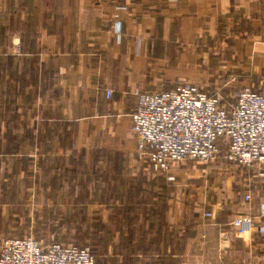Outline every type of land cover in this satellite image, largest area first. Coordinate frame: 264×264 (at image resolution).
<instances>
[{
    "label": "crops",
    "instance_id": "crops-1",
    "mask_svg": "<svg viewBox=\"0 0 264 264\" xmlns=\"http://www.w3.org/2000/svg\"><path fill=\"white\" fill-rule=\"evenodd\" d=\"M223 68L230 89L264 88V0H0V239L20 237L18 206L53 192L44 183L57 164L71 168L78 153L86 160L105 149L118 156V172L124 158L144 186L162 177L155 189L170 195L167 221L187 238L179 264H264V233L230 226L249 206L258 215L264 177L235 165L223 180L190 170L196 179L181 192L185 161L160 175L131 161L138 92L183 84L211 91ZM64 186L83 194L75 182ZM98 188L81 211H95L107 227L113 209Z\"/></svg>",
    "mask_w": 264,
    "mask_h": 264
},
{
    "label": "built area",
    "instance_id": "built-area-1",
    "mask_svg": "<svg viewBox=\"0 0 264 264\" xmlns=\"http://www.w3.org/2000/svg\"><path fill=\"white\" fill-rule=\"evenodd\" d=\"M112 93L106 90L107 97ZM132 131L138 156L156 173L167 172L173 162L207 163L224 157L237 167H256L257 175L264 177V94L250 88L232 99L196 84L138 92ZM252 197L245 194V202L250 205ZM258 210L256 216L249 206L230 226L240 234L264 233V190ZM0 264H96V259L88 246L44 243L33 236L2 237Z\"/></svg>",
    "mask_w": 264,
    "mask_h": 264
},
{
    "label": "trees",
    "instance_id": "trees-1",
    "mask_svg": "<svg viewBox=\"0 0 264 264\" xmlns=\"http://www.w3.org/2000/svg\"><path fill=\"white\" fill-rule=\"evenodd\" d=\"M19 80L23 82L21 79ZM252 90L264 94L259 91L261 90L260 86H255ZM95 152L93 151L92 154L94 155ZM97 154L98 161L108 164V169L100 173L98 167L95 169L92 167L90 177L77 184L83 193L77 200L78 204L76 203L77 205H74L71 211L65 213V215H60V218L63 219L60 220L54 217L55 224L58 223L59 226L58 224L57 226H53L55 224L49 225L46 228L47 234L55 235L60 228V224L64 221H70L73 224L79 220L78 216L82 212L79 206L87 202L91 188L90 183L94 181L96 183L95 188L99 187L98 189H101L102 186L105 188L103 200L113 209L112 223L108 225L109 227H106L103 219L96 217L99 232L94 237L89 232H84V230H79L78 234L74 236H69L70 232H58L57 234L61 238L58 237L54 241L78 245L64 241L68 237L82 241L83 236L87 235L93 242L92 251L96 256V264H179L184 255L187 238L184 235L179 236L176 233V226L167 221V213L171 207L170 195L164 197L155 189L156 185H161L162 177L157 175L144 186L142 174L139 177L131 176L124 158H122L121 170L118 172L115 157L105 152H100V154L97 152ZM83 163L82 158L77 162L71 160V168L57 164L56 168L58 170L52 180L54 179L60 184L53 186L51 190L55 191L63 188L65 179L71 181V172H82L81 174L88 176L89 171L85 170L88 167L78 168ZM98 173L99 175L96 177L95 175ZM99 182H101L100 186H98ZM165 189L164 186L160 191ZM121 197H123L124 206L118 209L116 202ZM51 219V215L46 216L45 221L41 220L40 224H44ZM109 246L112 247V253H110Z\"/></svg>",
    "mask_w": 264,
    "mask_h": 264
},
{
    "label": "rangeland",
    "instance_id": "rangeland-1",
    "mask_svg": "<svg viewBox=\"0 0 264 264\" xmlns=\"http://www.w3.org/2000/svg\"><path fill=\"white\" fill-rule=\"evenodd\" d=\"M214 79L216 84L214 85V89L211 90V93H216L219 92L223 95H228L230 99L234 98L242 89L245 88H232L230 89V87L228 86V84H226V79H228V76H226V70L225 68L219 70V72L216 73V75H214ZM236 80V79H235ZM226 84V85H225ZM203 85V84H202ZM251 85H249L250 87ZM264 86V85H262ZM246 87V88H249ZM250 89H253L252 87H250ZM261 92L264 93V88L262 87L261 90H259ZM44 147V143L41 144V148ZM93 151H96L95 154L93 155ZM59 152H61V155H65L64 151L59 150ZM97 152L100 154V152H105L108 155H111L113 157L116 158V161L118 159V156L108 152L107 150H92L90 152V155L88 156V159L85 160V156H83L81 153H78V160L83 158L84 163L81 164V166H79L78 168H82V166H88L87 169H85L86 171H89L87 174H91V171L93 169H95L96 167H98V169L100 170L101 173V169L104 168V164L102 161H98V157H97ZM102 154V153H101ZM104 155V154H103ZM64 158V157H63ZM36 159H38V155L36 154ZM88 160V161H87ZM131 161L133 163V166L136 167V169L139 168H148V170H150L151 166L150 164L141 159L138 156L137 150H135V152L133 153V155L131 156ZM222 161V162H221ZM64 162V161H63ZM62 162V163H63ZM65 164V163H63ZM230 167V166H234L231 162H229L228 160H226L224 157L221 158H217L214 161H210V162H201V161H194V160H187L185 161V163H181V172L183 175H181L182 181H181V192H185V190H189V188L187 187V182H191V180L196 179L195 177H191L192 176V172H190V170H196V169H202V168H208L207 171V178H209L212 173L217 172V177H221V179L223 180L225 178V167ZM93 167V169H92ZM133 168V167H132ZM92 169V170H91ZM106 169V168H105ZM79 170V169H78ZM81 170V169H80ZM189 170V171H186ZM103 171V170H102ZM252 171H254L256 174H259L260 171L258 170V168L254 167L252 168ZM39 173V172H38ZM36 173V178L35 179H39V174ZM42 174H44L43 172H41ZM55 173V174H54ZM82 173V172H81ZM80 172H71L70 176H73V179L71 178V181L69 179H65L68 181V183L71 182H75V183H79V180H86V174H81ZM58 174V172H57ZM48 175V174H47ZM53 175H56V172H53ZM99 175L96 174L95 176L97 177ZM215 175V174H212ZM45 176V175H44ZM90 177V175H89ZM46 178V177H45ZM45 178L43 177V179L45 180ZM50 176L48 175L47 182L44 183V180L42 181V183L46 184V186H58L60 183L58 181H55L54 179L52 181L49 180ZM88 178V176H87ZM172 181V180H171ZM49 182V184H48ZM65 182V181H64ZM64 182H63V188L60 189H56L53 192H46V191H41L40 196H36V198L34 199V197L31 198V200H27L28 203H22L20 204L19 207V214L18 216L20 217L19 220L22 224V227L24 228H18L16 229V232H20L21 234H17V236L23 237V236H33L38 240H43L44 243L49 242L51 240H57V238L59 237V235L57 234L58 232L60 233H65V232H70L69 236H74L76 234H78L77 232H79V230H84V232H89L91 234L92 237H94V235L98 234L99 232V227L96 225L97 221H96V212H92V210L86 209L84 208V210L82 211L83 213H80L78 218L79 220L76 221V223L74 222L73 224H71L70 221H64L62 224H60V228L58 229V232L54 234H47L46 228L49 225H53L56 222L53 220V218H57V219H63L60 218V215H65V213H68L69 211H71V208H73L74 205H77V200L79 199V196L76 195H72L71 192H69L70 188H67L64 186ZM26 183L28 185L33 184V177H29V179L26 181ZM95 184L94 181H92L90 183V193L88 194L89 199H91V194L95 193ZM37 185V183H36ZM38 187V186H36ZM94 187V188H92ZM80 190V188H79ZM29 191L33 192V189H29ZM66 193L68 194V201H67V196ZM34 196V195H33ZM36 200V201H35ZM38 201V202H37ZM77 203V204H76ZM86 203V202H85ZM82 204H80L79 208H82L83 206H81ZM84 205V204H83ZM92 207V205H91ZM81 211V210H80ZM52 216V219L49 220L48 222L44 223V224H40V221H45V217L46 216ZM59 220V221H60ZM58 224V223H57ZM57 224L53 225V226H57ZM72 225V226H71ZM59 226V224H58ZM82 231V233H84ZM89 236V235H88ZM61 238V236L59 237ZM91 238L87 237V235L83 236L82 241L80 240H75V239H71V237H68V239H66V241L64 242H73L76 243L80 246H88L90 247L91 251L93 249V242L90 240ZM93 252V251H92ZM112 248H110V253H112ZM93 254L95 255V253L93 252ZM96 258V256H95Z\"/></svg>",
    "mask_w": 264,
    "mask_h": 264
}]
</instances>
